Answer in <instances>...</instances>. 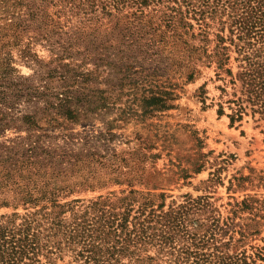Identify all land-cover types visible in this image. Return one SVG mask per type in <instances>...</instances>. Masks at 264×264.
Instances as JSON below:
<instances>
[{
	"label": "rangeland",
	"instance_id": "374dc122",
	"mask_svg": "<svg viewBox=\"0 0 264 264\" xmlns=\"http://www.w3.org/2000/svg\"><path fill=\"white\" fill-rule=\"evenodd\" d=\"M21 1L0 0V64L14 68L9 82L26 88L0 120V152L35 145L54 162H74L65 179L53 178L68 187L64 200L135 188L165 192L168 205L189 194L252 232L246 246L264 247V73L251 85L237 75L248 56L264 67V38L238 42L243 49L230 42L238 40L233 15L240 10L223 1L213 20L215 32L225 25L229 75L202 57L187 60L170 41L154 46L159 36L138 38L136 22L129 23L133 35L122 37L127 23L119 24V16L135 11L133 0ZM163 3L146 0L145 13ZM153 20L159 23L156 15ZM60 64H69L78 81L61 85L52 76ZM67 95L74 111L59 116ZM239 105L242 116L232 121ZM13 211L12 204L0 206V215ZM56 263L77 264L70 252Z\"/></svg>",
	"mask_w": 264,
	"mask_h": 264
},
{
	"label": "trees",
	"instance_id": "16d2710c",
	"mask_svg": "<svg viewBox=\"0 0 264 264\" xmlns=\"http://www.w3.org/2000/svg\"><path fill=\"white\" fill-rule=\"evenodd\" d=\"M151 1L167 3H163L165 8L159 4L160 9L155 8V14L150 15L143 6L146 0H133L135 11L119 16V24L127 23L120 30L122 37L133 35L134 32L127 34L129 23L136 22L140 26L136 30L138 38L147 34L159 36L154 46L170 41L171 46L186 53L187 60L202 57L229 75L233 71L227 67L231 48L222 34L225 25H217L220 32L212 30L218 6L225 1L226 8L233 12L240 10L233 15L238 40L230 38L236 47L244 48L240 41L264 38V0ZM154 15L159 21L157 25H153ZM193 19L199 28H195ZM19 25L16 23L15 29ZM10 26L14 27V22ZM196 38L201 44L191 41ZM246 58L248 63L241 65L243 68L237 75L243 84L252 80L251 85L262 77L264 67L250 56ZM13 69L0 64V120L14 107L12 97L19 99L26 89L16 88V83L8 81ZM52 76L58 77L63 86L70 85L71 79L78 81L69 64H60ZM39 95L44 97V92L39 91ZM71 101L69 95L62 98L56 114L71 116L74 111ZM243 109L239 105L231 120L241 118ZM24 118L29 125H35L31 116ZM20 147L10 148L7 155L0 152V206L12 204L15 209L0 215V264H44L43 259L46 264H57L56 259L66 252L72 254L77 264H262L264 261V247L246 246V238L252 232L245 227L238 229L234 218L222 217L218 210L189 194L184 202L172 201L168 205L165 192L135 188L100 195L90 201L64 200L69 189L57 187L53 178L65 179L74 162L68 159L54 162L49 150L38 152L35 145L23 151ZM5 188L11 190L10 196H5ZM18 206L25 211H16Z\"/></svg>",
	"mask_w": 264,
	"mask_h": 264
}]
</instances>
